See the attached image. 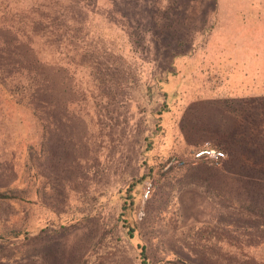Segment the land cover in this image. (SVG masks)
I'll list each match as a JSON object with an SVG mask.
<instances>
[{
    "label": "rangeland",
    "instance_id": "1",
    "mask_svg": "<svg viewBox=\"0 0 264 264\" xmlns=\"http://www.w3.org/2000/svg\"><path fill=\"white\" fill-rule=\"evenodd\" d=\"M6 9L13 19L42 17L45 27L39 34L46 43L44 49L37 45L36 52L53 62L70 60L66 76L78 91L79 116L73 125L82 133L79 156L68 130L52 131L43 117L36 120L22 109L11 113L20 118L17 136L48 124V136H40L45 152L36 161L45 163V175L65 189L61 207L91 215L82 228L60 238L64 246L56 253L62 264L80 262L86 251L100 262L135 263L134 242L113 223L112 193L138 174L146 137L153 152L163 156L155 157L158 166L165 159V165L189 160L191 145H210L229 133L264 136V0H7ZM38 35L34 42L39 43ZM58 35L70 43L57 47ZM49 38L57 51L48 48ZM73 47L80 55L75 65ZM253 119L259 122L253 124ZM6 132L0 121V189L25 177L20 146L15 151ZM40 132L36 129L32 142ZM146 186L151 189L148 180L140 187V220ZM169 187L160 209L150 205L142 226L145 241L158 256L215 262L203 252L217 242L196 231L203 227L199 222L211 218L200 185L179 180ZM19 212L25 214L24 206L0 200V218Z\"/></svg>",
    "mask_w": 264,
    "mask_h": 264
},
{
    "label": "trees",
    "instance_id": "2",
    "mask_svg": "<svg viewBox=\"0 0 264 264\" xmlns=\"http://www.w3.org/2000/svg\"><path fill=\"white\" fill-rule=\"evenodd\" d=\"M6 3L7 0H0V121H4L15 151L20 146L19 156L24 162L23 175L26 178L0 189L1 201H13L25 208L24 215L19 212L17 217L0 218V261L5 259L6 264H19L21 260L25 264H55V259H59L57 263L62 264L60 255L56 253L57 250L62 251L64 246L60 238L82 228L91 215L71 209L79 213L74 215L70 209L61 207L59 197L65 189L61 188L59 180H50L45 175V163L36 160L37 157L40 160L45 152V142L42 143L44 140L40 136L41 133L48 136L45 130L47 123L51 124L52 131H69V136L75 139H71L74 155L79 156L82 133L78 125H73L74 119L79 116L78 91L76 83L69 85L66 76L65 64H69L70 60L63 58V63L54 58L53 62V57L48 60L36 52L37 45L44 49L41 44L46 43L39 34L40 30L43 32L41 28L45 27L42 17L35 20L29 19V16L25 19L17 16V20L9 18L6 16ZM37 35L39 43L33 41ZM59 35L57 47L70 43L64 42ZM51 41L49 38L48 48L56 50ZM93 44L96 45L95 42ZM72 56L74 65L79 63L80 55L74 47ZM162 92L166 94V91ZM13 109L25 110L36 120L37 116H41L47 121L44 125L38 124L32 131H41L37 141L32 142L33 133L21 131L16 135L20 118L16 120L12 117ZM258 122L251 120L253 124ZM154 127H158L156 123ZM235 128L231 126L229 131L235 132ZM153 146L151 139L146 137L140 149L138 174L112 193L116 197L113 223L128 241L134 242V264H197L180 256H158L142 234L150 205L154 204L155 209H160L164 203L165 189L179 180L189 185L199 184L202 201L208 204L211 218L207 222H199L203 229L196 231H204L208 234L205 238L217 242L207 245L206 253L203 252L206 256H212V261L215 260L210 264H264V136L257 139L249 134L248 138H238L229 133L224 140L209 145L224 154L223 158L216 160L194 157V153L205 147L195 143L188 153L191 161L183 160L177 165H165V159L157 166L155 157L163 159V156L156 150L154 153ZM41 170L43 172L39 173ZM144 180H148L152 186L146 193L145 213L140 220L136 210ZM115 239L119 241L121 238L116 236ZM81 255V261L76 264H117L115 260L108 259L100 262L97 255L89 251ZM36 256L38 259L34 262Z\"/></svg>",
    "mask_w": 264,
    "mask_h": 264
},
{
    "label": "built area",
    "instance_id": "3",
    "mask_svg": "<svg viewBox=\"0 0 264 264\" xmlns=\"http://www.w3.org/2000/svg\"><path fill=\"white\" fill-rule=\"evenodd\" d=\"M203 156L204 158H209L212 160H216L218 158H223L224 154L222 151L215 149L209 145H206L203 149L194 153V157ZM148 191V186H146L145 193Z\"/></svg>",
    "mask_w": 264,
    "mask_h": 264
}]
</instances>
